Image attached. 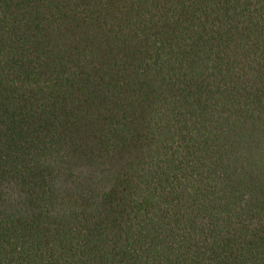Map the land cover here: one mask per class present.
<instances>
[{
	"label": "trees",
	"instance_id": "16d2710c",
	"mask_svg": "<svg viewBox=\"0 0 264 264\" xmlns=\"http://www.w3.org/2000/svg\"><path fill=\"white\" fill-rule=\"evenodd\" d=\"M0 264H264V0H0Z\"/></svg>",
	"mask_w": 264,
	"mask_h": 264
}]
</instances>
